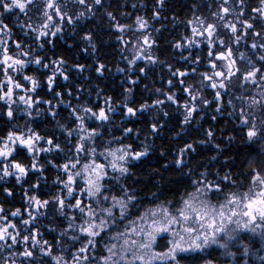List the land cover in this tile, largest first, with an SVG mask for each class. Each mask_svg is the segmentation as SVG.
Instances as JSON below:
<instances>
[{
	"label": "snow or ice",
	"instance_id": "obj_1",
	"mask_svg": "<svg viewBox=\"0 0 264 264\" xmlns=\"http://www.w3.org/2000/svg\"><path fill=\"white\" fill-rule=\"evenodd\" d=\"M164 2L165 0H156L159 7H162ZM70 3L82 7L75 16L64 10ZM229 3L230 0H222L219 10L212 13L211 22L200 16L188 21L191 37L187 38V46L193 44L199 46L197 40L193 38H202L200 43H205L208 49L210 73L205 71L199 74L201 79L198 88L193 84L185 85L184 80L179 81L182 91L189 98L181 106L184 109L183 123L189 124L194 119V113L198 111L197 101L205 106L211 104V101L202 95L205 86L213 89L214 100L218 105L216 111L222 112L219 102L229 93L235 78V84L239 87L248 83L261 89L258 93L260 99L255 96L236 97L247 104V109L241 108L240 111V123L246 129V140L242 143L253 146L264 142V39L259 43L251 44L253 50L258 49L260 52L257 56V60L261 62L259 67L249 59L248 67L242 68L234 57L231 43H239L243 38L238 25L243 26L244 35H247L248 30L254 29L255 21H264V0H258V6L251 8V12L255 15L249 19H243L244 0H237L235 7H229ZM135 6L134 4L133 7ZM95 8H104V0H91L90 4L87 0H64L62 4L57 0H0V16L3 13H12L14 10H18L17 15L27 16L28 20L20 23L19 26L25 36L29 35L30 31L36 42V47H33L14 40L16 51L12 54L8 40L0 39V72L3 75V79H0V101L7 105L6 115L10 120L16 115L13 105L16 104L14 97L18 95L17 90L24 93L18 95L19 103L25 106L22 109L24 114L31 116L30 110L33 109L34 104L40 103L34 100L30 93L37 91L41 81L34 76L24 74L28 64L46 70L55 65L51 68L52 74L47 76L50 91L53 90L57 74L65 80L69 78L63 70L65 60L57 59L46 63L45 58L39 55L38 50L43 49L45 43H52L51 40L42 41L41 38L49 34L56 36L62 33V24L65 20L71 25L74 20L86 15L94 16ZM33 9L39 14L37 23L29 22L32 20L29 12ZM53 13L59 18L60 23H54ZM104 15L114 22L110 26L121 33L117 36L121 43H125L123 40L125 32L131 30L140 33L132 44L136 52L131 59H128L129 70L139 59H144L150 64L162 63L153 55L152 49L156 41L151 33L146 31L149 23L144 17L136 16L132 24H124L120 23L110 11H106ZM233 15L234 19L228 18ZM153 18L159 19V12L155 9ZM221 27L231 33V43L226 44L224 37L220 35ZM156 31L159 32L160 29ZM0 35L11 39V28L3 19H0ZM252 35L259 37L261 33L252 32ZM82 39L91 43L92 34L88 33ZM173 46L179 49L185 45L177 42ZM92 48L95 50L94 44ZM239 59H245L244 53H240ZM194 62L198 63L199 58ZM77 67L83 70L85 66L77 65ZM103 67L104 65L101 64L96 71L101 72ZM168 67L174 77L189 75L186 71H172L171 66ZM139 72L144 74L145 68H139ZM192 72L195 73L196 69H192ZM12 73L20 75L22 79L18 80ZM131 82L135 83V81ZM168 84L171 86L173 81L169 79ZM156 92L160 93L161 89H156ZM55 95L60 96L61 93L57 92ZM163 95L168 102L178 103L179 98L175 93L164 92ZM110 100V97L106 98V107H100L98 111L88 104H78L71 112V116L74 117V127L60 124L61 129L66 132L69 144H72V138L75 137V144L69 148V153L74 155L66 154L67 162L58 166L66 176V179L58 176L56 180V183L63 185V191L50 199L42 200L38 195L29 194L28 190H25L28 205L25 211L29 219L22 218L20 208L10 212L11 217H21L20 223L25 226L28 234H22L17 230L18 225L12 223L8 216L4 215V208L0 207V221L4 222L0 223V253L6 251L9 253V256L3 258V264H25V261H28V264H37L38 261L39 264H93V262L95 264H183L185 254L209 256L210 249L219 250L220 257L226 258L224 264H250L249 257L264 249V147L259 149L261 156L259 162L256 159H249L246 171L239 174L246 176L247 179L237 181L231 171L225 172L224 175H220L217 171L212 179H209L210 173L207 169L196 171L188 168L187 171H180L187 167L186 156L196 152L192 143L185 144L184 147L179 148L172 161L164 163L161 168L153 171L159 175V180L163 181V171L172 166L180 172L181 178L189 181L188 187L192 190L182 194L178 202L160 201L155 206L145 207L135 219H128L133 210L139 209L140 199L137 190L122 180L131 175L129 165L132 161L148 155V147L145 145L143 150L137 151L131 144L120 143L119 146H113L114 142L121 140V137H113V140L104 145L97 144V139L102 136L100 127L110 121L108 113L114 111L109 103ZM44 103L50 104L51 101ZM164 103L165 100L161 99L153 102L155 106ZM228 105L233 106L231 99L228 100ZM151 107L153 105L142 104L140 109H135L125 104L124 115L136 116L138 111ZM255 111L261 113L259 118ZM52 114L55 116L54 112ZM164 115L167 116L168 113L165 112ZM86 120H94L98 123L93 126L87 124ZM159 127L158 123H153L151 131L155 133ZM132 132V128L123 129L125 136ZM205 135L207 141L199 143L210 142L214 132L209 129ZM43 139L44 137L31 128H28L27 132L9 130L6 136H0V165H2L0 178L15 176L16 182L20 183L28 175L29 168L16 159V154L21 149L26 150L27 154L33 157L31 170L34 171L40 170L35 159L39 153L52 151L53 148L63 151L60 144H54L53 138L46 140L47 145L52 147H38V142ZM214 147L220 150L218 144ZM160 155L164 156L165 153L161 152ZM216 159V156L212 157V160ZM224 166L230 169L233 166L232 159H226ZM111 181H115V185H111ZM31 187L35 189L38 184ZM77 190L79 195L76 194ZM4 191L9 196L13 194L7 188ZM150 195L153 200H159L157 191L151 192ZM177 203L178 206H175ZM49 206H53L55 211L67 221V226L60 232V236H66L71 243L65 244L59 254H54L55 248L49 241L41 242L38 239L40 235L38 230L28 227L37 218V214L44 215L41 210ZM124 221L127 223H123ZM62 243L60 239L56 241L57 246ZM101 243L105 254L100 255L97 260L95 250ZM257 243L260 245L259 248L256 247ZM75 244H79V247L72 251ZM21 245L22 251L13 250ZM37 248L41 253L40 257L36 256ZM65 252L70 253V260ZM45 257L48 260H44ZM259 260L264 264V256H260ZM204 264H219V259H205Z\"/></svg>",
	"mask_w": 264,
	"mask_h": 264
},
{
	"label": "trees",
	"instance_id": "obj_2",
	"mask_svg": "<svg viewBox=\"0 0 264 264\" xmlns=\"http://www.w3.org/2000/svg\"><path fill=\"white\" fill-rule=\"evenodd\" d=\"M57 2L62 4L64 0H57ZM87 2L90 4L91 0H87ZM220 3L222 0H165L164 5L159 7L156 0H104V8H95L94 16L86 15L79 20H74L71 25L65 20L62 24V33L56 36L49 34L41 38L42 41L51 40L52 43H45V47L39 49L38 53L45 58L46 63L57 59L65 60L66 64L63 66V70L69 78L65 80L57 74L53 90L50 91L47 76L52 74L51 68L55 65L46 70L38 68L34 64H28L24 69V74L34 76L41 81V86L37 91L30 93L33 99L40 101V103L34 104L33 109L30 110L31 116L24 114L22 109L25 106L20 104L18 100V95H22L23 92L17 90L18 95L14 97L16 104L13 105L16 115L14 119L10 120L6 115L7 105L0 101V136H6L9 130L19 132L31 128L44 137L43 143L47 144L46 140L53 138L54 144H60L63 149V151H57L53 148V151L63 153L62 155L65 156L66 154L74 155V153H69V148L75 144V137L72 138V144H69L66 132L61 129L60 124L74 127V117L71 116L73 108H76L78 104H88L98 111L100 107H106L105 100L110 97L109 103L114 111L108 113L110 121L100 127L102 136L97 139V144L104 145L113 140V137H121V140L114 142V145L131 144L133 149L137 151L143 150L145 145L148 147V155L140 160L132 161L129 165L131 175L122 180L137 190L140 199L139 209L133 210L130 217L137 216L144 211L145 207L155 206L160 201L176 200L178 202L182 194L192 190L188 187L189 181L181 178L180 172L172 166L163 171V181H160L159 175L153 171L161 168L164 163L172 161L179 148L184 147L187 143H192L196 152L186 156L187 167L180 171H187L188 168L196 171L207 169L210 173L209 179H212L217 171L220 172V175L231 171L237 181L246 180V176L239 174L246 171L249 159H256L259 162L261 159L259 149L264 147V142L253 146L242 143L246 140V129L240 123V116L236 114L235 103L238 99L233 96V93L229 92L224 95L223 100L219 102L223 111L217 112L218 105L213 98V89L205 86L202 95L211 101V104L205 106L197 101L198 111L194 113V119L189 124L183 123L184 109L181 106L189 98L182 91V85L179 81L184 80L185 85L193 84L198 88V82L201 79L199 74L205 71L210 73L208 49L205 43H200L202 38H193L197 40L199 46L196 44L187 46V38L191 37V27L188 21L200 16L201 18H208L211 22L212 13L218 11ZM236 3L237 0H230L229 7H235ZM134 4L135 7H133ZM256 6H258V0H244L245 16L243 19H249L255 15L251 12V8ZM154 9L159 12V19L153 18ZM64 10L75 16L77 12L82 10V7L70 3ZM106 11L112 12L117 20L124 24H132L136 16L144 17L149 23V28L146 31L150 32L156 41L152 49L153 55L162 63L150 64L144 59H139L131 65V70H129L128 59L133 57L131 52H136L132 44L140 33L131 30L125 32L123 34L125 43H121L117 39L121 33L110 26L114 22L104 15ZM17 13L18 10H14L12 13H3L0 16V19H3L11 28V39L2 35H0V39L8 40L12 54H15L16 51L14 40L36 47L33 34L25 29V31H29V35L25 36L24 31L19 26L20 23L27 21L28 17L24 14L17 15ZM38 15L34 9L30 11L29 16L32 17V20L29 22L37 23ZM53 16L54 23H60L59 18L55 17L54 13ZM228 18L234 19V15ZM156 29H160V31L157 32ZM238 29L243 37L239 43H231V33L222 27L220 28V35L224 37L226 44L231 43L234 57L242 68L248 67L249 59L259 67L261 62L257 60V56L260 52L258 49L253 50L251 44L253 42L259 43L264 39V21H255L254 29L248 30L247 35H244L242 25H238ZM52 30L54 31V28ZM252 32H260L261 36H254ZM88 33L92 34L91 43L82 39ZM177 42L185 46L177 49L173 46ZM93 44L95 50L92 48ZM217 50H219L218 46ZM240 53H244V60L239 59ZM197 58H199L198 63L194 62ZM101 64L104 67L98 73L96 68ZM77 65H84L85 67L80 70ZM169 65L172 71H186L189 75L174 77L169 71ZM141 67L145 68L144 74L139 72ZM119 69H124V71H119ZM192 69H196V72L193 73ZM12 75L18 80L22 79L16 73H12ZM0 79H3L2 72H0ZM169 79L173 81L171 86L168 84ZM131 81H135V83ZM242 88L246 97V89L247 92L257 90V97L260 99L258 95L261 91L260 88L248 83H245ZM127 89L130 91H126ZM156 89H161V92L157 93ZM57 92L61 95H55ZM164 92L175 93L179 98L178 103L168 102L163 95ZM156 99L165 100V103L155 106L153 102ZM230 99L233 106L228 105ZM44 101H51V103H44ZM125 104L135 109H140L142 104L153 105V107L138 111L136 116H125ZM53 112L55 116H53ZM165 112L168 113L167 116L164 115ZM229 113L232 114L229 115ZM86 123L96 126L98 122L86 120ZM153 123L160 125L155 133L151 131ZM126 127L133 129V132L127 136L123 134V129ZM209 129L214 132L212 140L199 143L200 141H207L208 138L205 133ZM217 144L220 146V150L214 147ZM161 152L165 155L161 156ZM46 155L44 153L40 159L35 157L40 170L34 171L31 170L33 157L29 156L26 150L21 149L16 154V159L29 168L28 175L20 183L16 182L15 176L0 178V207L4 208V215L8 216L12 223L18 225L17 230L22 234L28 233L25 231V226L20 223L21 217H11L10 212L20 208L22 218L29 219L28 213L25 211L28 207L25 190H28L29 194L38 195L42 200L52 197L51 189L53 186L51 184L56 172L49 164H45L46 166L42 168ZM213 156H216L217 159L212 160ZM47 158H50L55 164L64 161L60 154L55 153L49 154ZM226 159H232L233 166L230 169L224 166ZM0 177H2V171H0ZM37 184V188L31 187ZM110 184L115 185V181H111ZM5 188L13 194L9 196L4 191ZM116 191H119L118 187ZM153 191L158 192L159 200L152 199L150 193ZM72 202L74 203V201ZM175 206H178V203ZM41 211L44 212V215L37 214V218L28 227L38 230L40 234L38 239L41 242L49 241L55 248L54 254H59L63 251L64 245L70 243L66 236H60V232L66 225L63 221L65 218L60 216L53 206ZM0 223L4 222L0 221ZM58 239L63 241L59 246L56 245ZM77 247L79 244H75L72 251H75ZM22 249L23 246L21 245L13 250L22 251ZM35 252L37 257L41 256L38 248L35 249ZM95 252L97 258L104 254L103 243L98 245ZM64 254L69 260L71 259L70 253L65 252ZM5 256H9L7 251L0 253V264H3ZM9 258L11 259V257ZM189 259H193L190 262L195 264L198 257L197 255L185 256L184 262ZM44 260H48V258L45 257ZM25 264H28V261H25Z\"/></svg>",
	"mask_w": 264,
	"mask_h": 264
},
{
	"label": "rangeland",
	"instance_id": "obj_3",
	"mask_svg": "<svg viewBox=\"0 0 264 264\" xmlns=\"http://www.w3.org/2000/svg\"><path fill=\"white\" fill-rule=\"evenodd\" d=\"M204 19H206L207 21H209L208 18H204ZM131 53H132V55L135 54V52H131ZM247 91L248 90L246 89L247 97H253V96H255L258 99L257 92H256L257 90L254 89L251 92H247ZM229 92L230 93H233V96H235V97H245V91L243 90L242 87L237 86L235 84V81H234V84L232 86H230V91ZM213 98H214V91H213ZM241 108L247 109V104L242 99H238L236 101V103H235V111H236V114L239 115V116H240ZM255 114L257 115L258 118L261 115V113L259 111H255ZM23 131H25V129ZM25 132H27V130ZM43 140H41L40 142H38V147H49L47 144L43 143ZM114 146H118V145H114ZM44 153H46L47 155L45 156V159L43 160L44 161V165H42L43 166L42 168H44V166H46L45 164H49L50 166H52L53 170L56 172V176H54V179H53L52 184H51L53 186V188L51 189V195L54 196L58 192H62L63 191V185L62 184H59V183H56V180H57V177L58 176L61 177L62 179H66V176L63 173L62 169L60 167H58V166L64 164L65 162H67V160H66V156L65 155H62L63 153H58V152L53 151V150L52 151H49V152H41V153H39V155H37L38 159H40L41 158V155H43ZM53 153L60 154L63 157L64 161H62L60 164H55L54 162H52L51 159L50 158H47V157H48L49 154H53ZM109 172H110V170H109ZM110 174H111V172H110ZM76 194L79 195V191L78 190H77V193ZM33 211H34V209H33ZM71 211L72 210H70V212ZM77 215H79V214L77 213ZM139 215H140V213L137 216H139ZM130 216L128 217V219H135L137 217V216H133V217H130ZM63 221H65V224H66L64 226V228H65L67 226V221L65 219ZM123 223H127V221H124ZM121 227H123V224H121ZM161 243H164V241H161ZM256 247L259 248L260 245L257 243L256 244ZM209 252L210 253L213 252V254H211L209 256H205L203 254L190 253V254H185V256L186 257H192V256L197 255L198 259H197V262L195 264H204V260L205 259H219V264H224V260L226 258H221L220 257L219 250L213 251V250L210 249ZM103 253H104V251H103ZM260 256H264V249H261V251H259V252H255V255L254 256L249 257L250 264H252V263H255V264L261 263L260 260H259V257ZM98 259L99 258H97V260ZM191 260H193V259H189V260L183 262V264H192L190 262ZM93 264H95V262H93Z\"/></svg>",
	"mask_w": 264,
	"mask_h": 264
},
{
	"label": "flooded vegetation",
	"instance_id": "obj_4",
	"mask_svg": "<svg viewBox=\"0 0 264 264\" xmlns=\"http://www.w3.org/2000/svg\"><path fill=\"white\" fill-rule=\"evenodd\" d=\"M24 94V93H23Z\"/></svg>",
	"mask_w": 264,
	"mask_h": 264
}]
</instances>
